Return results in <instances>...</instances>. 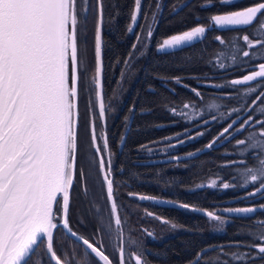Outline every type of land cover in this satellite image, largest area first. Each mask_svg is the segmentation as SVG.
I'll return each instance as SVG.
<instances>
[{"label":"trees","instance_id":"16d2710c","mask_svg":"<svg viewBox=\"0 0 264 264\" xmlns=\"http://www.w3.org/2000/svg\"><path fill=\"white\" fill-rule=\"evenodd\" d=\"M81 2L77 0L79 56L83 64L80 66V87H86L95 75L94 30L98 0H88L87 19L80 12ZM203 2L142 0L141 17L147 19L148 24L152 19L153 24V35L145 41L144 33L138 40L136 30H127L134 0H102L104 100L107 93H112V87H119L118 92L112 95V102L120 108V119L124 124L133 110L127 139L131 147L141 143L142 148L138 152L143 153L142 158H147L143 163H138L135 152L131 150L119 155L113 179L118 199L127 181L133 187H139L141 183L139 189L143 191L154 192L157 189L160 193L171 194L177 200L206 207H211L218 200L231 198L234 199L233 205L264 202V191L256 192L259 182L244 184L245 165H253L255 153L260 149L236 143L248 139L250 133L257 136L260 133L261 125L256 122L264 120V113L260 111V106L264 105V81L258 78L245 85L230 83L233 79L258 70V64L264 62V56L255 54L257 51L264 53V49H248L242 37L264 36L254 31L253 27L233 26L230 29L206 31L203 38L174 49L158 50L159 43L171 35L181 34L198 25L207 28L210 21L206 17L255 6L262 0H239L230 7L219 3L201 7ZM217 36L222 37L225 43L216 40ZM85 48L89 49L90 54L83 60ZM243 51L252 54L244 57ZM220 63L225 66L219 67ZM249 88L256 90L248 92ZM93 89L94 85L86 89L92 97ZM213 103L219 107H210ZM249 117L252 120L245 124ZM229 124L232 127L221 135ZM241 125H244L242 129ZM172 141L173 145L170 143ZM209 143L213 145L211 148L207 147ZM169 151L174 154H193L173 160L152 159L166 155ZM213 179L226 180L233 186L221 190L210 184H198ZM218 184H222L220 180ZM118 205L121 227L127 239L125 213L122 212L125 209L121 208L120 200ZM85 208L83 216L76 207L72 220L78 224L82 221L94 233H101L103 249L112 256L116 255L119 230L113 224V218L111 229L107 228L110 212L106 210L105 201L103 204L98 199L86 200ZM181 212L177 211L171 218L174 224L181 226L180 230L168 235L175 228L162 224L159 233L162 236L166 235L164 231L168 233L160 243H147L145 237H138L135 241L136 250L148 264H185L209 244L218 245L208 248L193 264H223L222 260L215 259L218 256L230 264H242L225 253L245 252L248 251L245 245L259 243L257 237L260 222H264L263 209L252 215L231 216L223 220L222 228L220 221H209L216 224L214 226L212 223V226H218L219 231L204 228V223H207L205 216L194 213L190 216L182 208ZM53 247L57 255L68 261V264H101L82 244L62 234L60 227L54 232ZM221 247L223 253L219 251ZM29 264H53L47 256L45 245L41 244L35 249ZM255 264H264V261L257 260Z\"/></svg>","mask_w":264,"mask_h":264},{"label":"snow or ice","instance_id":"6c2138e0","mask_svg":"<svg viewBox=\"0 0 264 264\" xmlns=\"http://www.w3.org/2000/svg\"><path fill=\"white\" fill-rule=\"evenodd\" d=\"M238 2L239 0H204L201 7L214 3L230 7ZM141 3L142 0H134L131 24L127 29L129 32L133 30L132 25L137 23ZM98 4L99 16L94 30L95 75L86 87L92 88L94 85L93 90L99 102V116L104 117L105 102L101 83L102 0H98ZM87 11L88 0H82L80 12L85 19ZM206 19L210 21L207 28L198 25L181 34L171 35L159 43L158 50L174 49L197 38H203L206 31L230 29L233 26L253 27L254 31L261 32V36H264V0L255 6L214 14ZM77 27V0H0V264H29L34 250L41 244L46 246L47 253L55 264H68V261L61 259L54 250L53 236L54 230L58 227V219L63 228L71 231L68 217L76 174L79 122L80 67ZM152 35L153 31L149 27L146 36ZM137 39L139 40V37ZM215 39L221 44L225 43L220 36ZM242 40L250 50L264 49V38L244 35ZM242 54L249 57L252 53L243 51ZM255 54L264 56V53L259 51ZM224 66L223 63L219 64L221 68ZM258 78L264 81V62L258 64V70L242 78L233 79L230 83L245 85L257 81ZM255 90L247 89L248 92ZM210 107L218 108L219 105L213 103ZM172 111L175 112V109ZM260 111L264 113V105L260 106ZM251 120L252 117H249L245 124ZM256 123L261 125L259 135L250 133L248 139L238 140L236 143L260 149L255 153L253 165L251 167L245 165L244 184L259 182L256 192H262L264 120ZM231 127L232 124H229L221 135L227 133ZM243 127L244 125H241V129ZM91 137L94 142L96 139L94 126L91 129ZM212 146V143L207 145L208 148ZM104 147H108L106 136ZM96 150H99L98 147ZM111 164V156L108 158L107 168L105 158L103 156L99 158V167L106 185V197L111 201L110 212L114 214V222L119 230L122 221L114 196ZM216 185L217 180H211L210 186ZM232 186L226 182L222 184L224 189ZM130 195H138L140 200L156 199L150 195L136 193ZM179 207L189 209L193 206L182 203ZM260 207L264 208V205ZM226 211L254 213L257 209L241 207L229 208ZM206 215L211 220L224 223L222 217L214 212H207ZM160 219L164 224L170 223L163 218ZM171 227L176 228L178 225L171 224ZM107 228L111 229V223ZM257 239L259 243L245 245L248 251L225 255H230L233 260L241 261L242 264L264 261V222H260ZM83 243L103 264H113V260L94 243L88 239H83ZM132 244H135V241H132ZM219 251L223 253V247ZM206 252L207 249L198 254L197 260ZM129 259H134V264H148L135 253H131ZM215 259L222 260L223 264H230L229 261H224L222 256ZM118 264H125V250L122 246L119 248Z\"/></svg>","mask_w":264,"mask_h":264},{"label":"flooded vegetation","instance_id":"af4514ba","mask_svg":"<svg viewBox=\"0 0 264 264\" xmlns=\"http://www.w3.org/2000/svg\"><path fill=\"white\" fill-rule=\"evenodd\" d=\"M144 21L145 20L143 19V17H141V14H139L137 18V23L133 25V30L137 31V34H139V38L142 36L141 34L143 33L142 28L144 26ZM79 88L82 92L80 100L82 107L79 110V122L77 128L78 154L76 159V174L73 189L71 191L68 219L69 224L72 228L78 230L80 233L84 234L96 243L101 244V233H94L91 227L84 225L82 221L78 224L74 223V220H72V213L75 212L76 207L79 209L81 214L85 216L84 211L86 210L84 209H86V200L87 202H89V198L98 199L103 204L105 201L106 210L110 212L105 192L106 185L103 182V173L99 167V158L101 156L105 158V168H107V161L109 156H111L112 179H114L115 172L117 171L116 167L118 164L116 161H118L120 154L127 153L129 150L133 151L135 152L138 158V163H143L144 158H142L143 153L138 152L139 148H142L140 145L141 143L138 142L135 144L134 147H131V142L129 141V139H127V125L130 124V118L132 117L133 110L129 113V118L124 124L123 121L120 119V108L112 102L113 93H111L110 95L109 93H107L106 101L104 100L105 116L100 117L99 109H97L94 105L95 101L93 97L87 94L86 89L88 87ZM112 88L113 91L116 88V93L118 92L119 87ZM130 107L134 108V106ZM93 126L95 127L96 131V139L94 142L91 137V129ZM126 127V133H123ZM104 136H106L108 140L107 148L104 147ZM97 147L99 149L98 151L96 150ZM154 159H157V157ZM138 186L139 187H133L130 182L125 181V189L120 193L119 199L117 198L114 191V196L117 204L118 200H120L121 208L125 209L122 210V212L125 213V224L127 226L126 232L128 233V235H126L127 239H125L124 237L123 227L121 228V231L119 229L118 234V239H120L119 247H121L122 244L125 250V255L127 256V262L125 264H134V259H129V255L131 253L140 255L143 258V255L136 250L137 244H132V241H137L138 237H145L147 243H160V240L157 237L160 235L159 229L161 228L162 224H164L162 223L160 218L170 221V223L166 225L171 226V224H174L173 220L171 219L174 214L177 211L183 213L181 212L182 207L160 204L150 200H140L138 195H130V193H148L153 195H164L166 197L176 198L174 196H171V194L166 195L160 193L157 189L154 192L140 190L139 188L142 187L141 183H139ZM233 201V198L218 200L212 203L210 209L215 210L217 212L220 211L218 215L222 217V220L230 219L231 216L228 215L224 211V209L228 206H234ZM149 213H151V215H149ZM185 213L189 214L190 216L193 215V213L196 215H201L199 212H195L190 209H185ZM111 222L112 218L110 213L109 223ZM149 233H152V235H149ZM113 262L114 264H117L115 260H113Z\"/></svg>","mask_w":264,"mask_h":264},{"label":"water","instance_id":"95a60500","mask_svg":"<svg viewBox=\"0 0 264 264\" xmlns=\"http://www.w3.org/2000/svg\"><path fill=\"white\" fill-rule=\"evenodd\" d=\"M99 16V15H98ZM101 78H102V76H101ZM127 130V129H126ZM126 130H125V132H126ZM180 156H177V158H179ZM171 158H173V157H169L168 159H171ZM160 201L161 202H163V203H165V204H168V205H174V206H179L180 204H182V202H179V201H177V200H172V199H170V200H167V199H164V198H161L160 199ZM190 205V204H189ZM261 205H264V204H261ZM191 206H193V205H191ZM241 207H254V208H256V209H258V208H261L260 207V205H254V206H252V205H248V206H237V207H232V208H241ZM192 209H195V210H197V211H199L200 213H202V214H205L206 215V213L207 212H211V211H209V210H207V209H205V208H200V207H197V206H193L192 207ZM262 209H264V208H262ZM201 210H203V211H201ZM228 212V211H227ZM228 213H231V214H234V215H247V214H250V213H236V212H228ZM57 224H61L60 223V221H57ZM62 225V224H61ZM65 229V228H64ZM65 231L68 233V234H70L71 236H73L74 238H76L77 240H79L89 251H91V249H89L88 247H87V245H85L84 243H83V239H87V238H85L84 236H82V235H80V234H78L77 232H75L74 230H72L71 229V231H69L68 229H65ZM73 233H75V235H73ZM90 241V240H89ZM91 242V241H90ZM216 245H218V244H209V245H206V246H204V247H202L198 252H197V254L188 262V263H186V264H193L194 262H196L197 261V256H198V254H200L201 252H203L205 249H208V248H210V247H213V246H216ZM97 246V245H96ZM98 247V246H97ZM100 248V247H99ZM47 250V249H46ZM92 253V252H91ZM48 254V253H47ZM94 254V253H93ZM106 254V253H105ZM95 255V254H94ZM107 255V254H106ZM48 256H49V258H50V260H51V257H50V254H48ZM98 258V257H97ZM99 259V258H98ZM52 261V260H51ZM54 264H55V261H52ZM102 262V261H101ZM103 263V262H102Z\"/></svg>","mask_w":264,"mask_h":264},{"label":"rangeland","instance_id":"374dc122","mask_svg":"<svg viewBox=\"0 0 264 264\" xmlns=\"http://www.w3.org/2000/svg\"><path fill=\"white\" fill-rule=\"evenodd\" d=\"M80 6H82V2H81V4H80ZM79 6V7H80ZM239 10H242V9H239ZM82 23V22H81ZM147 30H148V24H147V19H146V27H145V32H144V40L146 41L149 37H147L146 36V33H147ZM147 45V44H146ZM79 47H80V45H79ZM86 53V54H85ZM85 53H84V50H83V53H82V57H83V60L85 59V57H87L88 56V54H90V52H89V49H86L85 48ZM78 61H80V64L83 66V64H82V60H81V58H79L78 57ZM79 73H80V71H79ZM81 81H82V77H81ZM113 93V95L116 93V88L114 89V91L112 92ZM88 108V107H87ZM156 140H154V142H155ZM175 141V140H174ZM174 141H172V142H170L172 145L174 144ZM157 142V141H156ZM158 147V146H157ZM145 159H147V158H145ZM215 180H217V179H215ZM220 180V182L223 184V183H228L226 180H222V179H219ZM219 180H217V185L215 186V187H219L221 190H223L224 188L222 187V184H218V181ZM209 181V180H208ZM203 183H207V180L205 181V182H202V183H198L199 185H203ZM206 185V184H205ZM204 185V186H205ZM90 200V199H89ZM86 210V209H85ZM209 221H214V220H211L208 216L206 217V222L207 223H204V228H207V229H210L211 228V230H216V231H219L218 230V226H217V228L216 227H213L212 226V223L213 222H210L209 223ZM214 224V223H213ZM222 224H220V227L222 228V226H221ZM170 225H168V227H169ZM214 226H216V224H214ZM180 228H181V226H178V227H176L175 229H174V231H170V233H168V232H166V231H164V234H166L167 235V233L168 234H173V233H175V232H177L178 230H180ZM162 230H160V232H161ZM163 234V235H164ZM166 235H164V236H166ZM164 236H162L161 234L157 237V238H159V240L161 241L162 240V237H164Z\"/></svg>","mask_w":264,"mask_h":264},{"label":"bare ground","instance_id":"6f19581e","mask_svg":"<svg viewBox=\"0 0 264 264\" xmlns=\"http://www.w3.org/2000/svg\"><path fill=\"white\" fill-rule=\"evenodd\" d=\"M77 154H78V151H77Z\"/></svg>","mask_w":264,"mask_h":264}]
</instances>
